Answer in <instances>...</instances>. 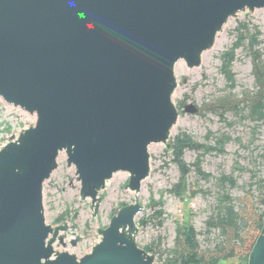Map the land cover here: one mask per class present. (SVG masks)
Here are the masks:
<instances>
[{"label": "water", "instance_id": "1", "mask_svg": "<svg viewBox=\"0 0 264 264\" xmlns=\"http://www.w3.org/2000/svg\"><path fill=\"white\" fill-rule=\"evenodd\" d=\"M256 9L264 0H0V97L36 116L0 149V264H155L136 242V197L88 254L55 251L82 238L45 223L43 183L64 153L92 218L115 173L137 194L149 147L171 150L176 64L199 67L228 19ZM247 264H264V219Z\"/></svg>", "mask_w": 264, "mask_h": 264}, {"label": "rangeland", "instance_id": "2", "mask_svg": "<svg viewBox=\"0 0 264 264\" xmlns=\"http://www.w3.org/2000/svg\"><path fill=\"white\" fill-rule=\"evenodd\" d=\"M245 12L228 19L222 31L217 34L211 49L203 53L199 67L189 69L183 61L176 64L174 73L177 86L172 94V102L178 110V117L169 139L170 143L179 132L188 133L199 143H206L205 137L211 134L229 137L230 141L225 145L224 153L203 156L201 168L212 177L221 173L231 174L237 180L238 186L230 191V195L241 204L249 202L250 195L246 192L247 188H243L249 181V171L261 174L264 123L248 120L242 112H228L221 118L211 109L217 98L229 92L219 72L218 57L233 43L237 27L243 23L250 27L256 26L260 32L259 40L264 41V9ZM232 72L236 86L233 93L252 87L251 61L240 50L235 52ZM188 104L196 107L195 114L184 112V107ZM35 122L34 114L9 105L0 97V149L6 144L8 137H17L21 130L34 126ZM148 153L150 171L142 181L140 191L136 194L124 189L129 175L124 172L115 173L99 194L101 201L94 218L89 209L90 201L79 202L80 184L76 181L74 168L67 167L66 156L60 153L56 161L57 168L42 186L45 223L52 227L62 223L74 225L76 234L82 239L72 247L69 244L71 237L67 235L64 239L66 247L55 242V251H66L77 258L88 254L92 246L100 241L96 230L107 227L111 217L121 207L132 204L135 197L142 207L135 217L138 227L136 242L139 247L143 248L159 238V251L171 248L176 224L193 226L201 249L213 244L215 234L209 235V240H205L204 235V222L212 210L215 198L212 180L206 182L190 170L183 180L185 191L178 195L180 187H173L179 184L182 173L172 162L170 151L162 144H152ZM195 158L194 152L186 151L183 160L188 165L194 162ZM159 210L162 211V216L156 215ZM159 254L154 255L155 264H162L165 259V255L159 257ZM220 264H239V261L229 259Z\"/></svg>", "mask_w": 264, "mask_h": 264}, {"label": "trees", "instance_id": "3", "mask_svg": "<svg viewBox=\"0 0 264 264\" xmlns=\"http://www.w3.org/2000/svg\"><path fill=\"white\" fill-rule=\"evenodd\" d=\"M234 33L233 43L218 57L219 72L229 92L217 98L211 110L221 118L228 112H242L246 119L264 123V41L259 40L260 32L256 26L250 27L245 23L240 24ZM237 50L242 51L251 61L253 84L251 88L235 94L232 65ZM205 138L206 143H199L188 133L179 132L171 140V160L182 173L179 184L173 188L180 187L177 194H183L184 176L190 170L206 182L212 180L215 198L212 210L204 222V235L205 240H209V235L214 233L215 240L212 245L201 249L193 226L176 224L171 248L159 251V238L143 247L147 253H160L159 257L165 255L162 264H220L229 259H237L239 264H247L249 252L260 233L264 219V154L261 155V174L249 171V181L243 186L250 195L249 202L241 204L230 195V191L238 186L237 180L231 174L221 173L212 177L201 168L203 156L223 154L230 138L222 134H211ZM186 151L196 154L195 161L188 165L183 160ZM157 205L160 206L159 203ZM156 215L162 216V211H157Z\"/></svg>", "mask_w": 264, "mask_h": 264}, {"label": "bare ground", "instance_id": "4", "mask_svg": "<svg viewBox=\"0 0 264 264\" xmlns=\"http://www.w3.org/2000/svg\"><path fill=\"white\" fill-rule=\"evenodd\" d=\"M119 178V177H118Z\"/></svg>", "mask_w": 264, "mask_h": 264}]
</instances>
